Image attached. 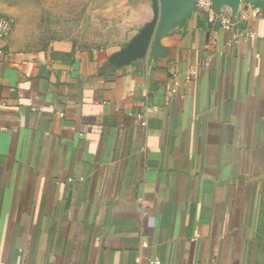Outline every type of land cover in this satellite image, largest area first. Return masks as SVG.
Listing matches in <instances>:
<instances>
[{
	"label": "crops",
	"instance_id": "obj_1",
	"mask_svg": "<svg viewBox=\"0 0 264 264\" xmlns=\"http://www.w3.org/2000/svg\"><path fill=\"white\" fill-rule=\"evenodd\" d=\"M159 3L146 40L0 38V264H264V0Z\"/></svg>",
	"mask_w": 264,
	"mask_h": 264
},
{
	"label": "rangeland",
	"instance_id": "obj_2",
	"mask_svg": "<svg viewBox=\"0 0 264 264\" xmlns=\"http://www.w3.org/2000/svg\"><path fill=\"white\" fill-rule=\"evenodd\" d=\"M159 0H0L9 38L20 50L67 39L81 47L146 40L158 19Z\"/></svg>",
	"mask_w": 264,
	"mask_h": 264
},
{
	"label": "built area",
	"instance_id": "obj_3",
	"mask_svg": "<svg viewBox=\"0 0 264 264\" xmlns=\"http://www.w3.org/2000/svg\"><path fill=\"white\" fill-rule=\"evenodd\" d=\"M201 4L205 8L209 7L208 2H203ZM220 26L222 29L230 30V28L233 27V24L228 22L225 18H222V20L220 21ZM10 28H11V24H10L9 20L4 18V17H0V38H5L4 36H6L8 34V32L10 31ZM173 93H175V91L170 90L167 92V95L171 96ZM141 125L142 126L145 125L144 120L141 121ZM134 264H161V262L157 258H151V259L143 260V258H141L140 256H137L134 260Z\"/></svg>",
	"mask_w": 264,
	"mask_h": 264
},
{
	"label": "water",
	"instance_id": "obj_4",
	"mask_svg": "<svg viewBox=\"0 0 264 264\" xmlns=\"http://www.w3.org/2000/svg\"><path fill=\"white\" fill-rule=\"evenodd\" d=\"M177 0H163V5L166 9L170 8L176 3Z\"/></svg>",
	"mask_w": 264,
	"mask_h": 264
}]
</instances>
